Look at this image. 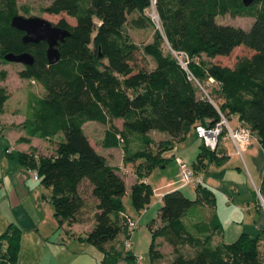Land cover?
Listing matches in <instances>:
<instances>
[{
  "label": "trees",
  "instance_id": "obj_1",
  "mask_svg": "<svg viewBox=\"0 0 264 264\" xmlns=\"http://www.w3.org/2000/svg\"><path fill=\"white\" fill-rule=\"evenodd\" d=\"M150 4L53 0L45 12L64 13L75 21L61 18L54 23L69 35L59 42L60 57L51 64L44 41L24 43V32L11 26L12 17L21 15L17 1L0 0V59L7 53H30L33 64L18 76L37 82L44 91L43 96L28 95L24 139L62 135L52 155L34 158L18 152V160L50 189L48 200L59 226L93 221L85 240L103 254L101 264L136 263L137 256L123 240L112 244L118 235H126L122 213L133 216L123 204L126 187L120 169L95 149L87 125H100L101 147L120 148L123 163L133 164L136 180L129 195L137 215L151 202L147 175L167 163L163 153L196 125L212 128L221 117L230 125L235 120V126L248 127L264 149V0L247 7L241 0H156L161 35L172 52L188 57L187 70L175 56L164 54L159 43L139 47L130 40L127 24L135 29L154 25L145 14ZM23 9L26 16L28 10ZM227 13L251 16L253 21L248 29L219 22ZM241 45L253 54L237 58L232 66L206 65L202 59L228 56ZM147 56L154 67L146 65ZM8 97L0 86V114ZM152 131L166 137L155 139ZM222 159L218 144L212 150L201 143L190 166L200 173L206 168L204 160L218 164ZM258 190L264 202V171ZM195 191L194 199L180 189L163 194L156 217L147 223L149 264H264L261 235L242 233L231 243L214 244L222 233L215 194L202 184ZM21 233L10 223L0 234V264H17Z\"/></svg>",
  "mask_w": 264,
  "mask_h": 264
},
{
  "label": "rangeland",
  "instance_id": "obj_2",
  "mask_svg": "<svg viewBox=\"0 0 264 264\" xmlns=\"http://www.w3.org/2000/svg\"><path fill=\"white\" fill-rule=\"evenodd\" d=\"M16 1H17V6L19 8V14L21 15H25L23 8H27L28 14H26V16L41 17L52 23H56L61 18H65L71 24H73L75 21L73 18L67 16L64 13L54 15L45 12L44 8L48 6L53 0H16ZM257 7L258 5L256 4L253 8H257ZM152 10H153V6L151 4L148 6V8L145 9V14L150 19L152 15ZM151 21L153 22L154 25L149 26L145 29H135L127 24L125 29L127 31L130 40L133 43L137 44L139 47H143L145 45H152V44L156 45L157 43H159V47L162 50V52L164 54H170L173 58L174 54L171 51L166 39L161 35L160 27L158 26V24L155 23L156 21L155 22L153 20ZM218 21L223 24H231L234 26H239L243 29H248L253 21V18L251 16L230 15L227 13L223 16H219ZM156 33H160L159 34L160 38L157 37ZM252 54H253L252 50L241 45L236 47L232 51V53L228 56H217L215 58L209 59L206 56L202 55V59L206 65L210 63H217L220 65L232 66L237 58L242 56H251ZM146 65L149 68H152L155 65V61L150 56H147ZM23 67L24 65L20 63L9 62V61H5L4 59L3 60L0 59V86H4L6 92L9 94L8 100L4 105V111L2 114H0V133L8 134L10 141H12V143L14 144H16L17 142L19 144L27 145L23 151H20L22 153L31 154L34 156V158H37L38 155H52L54 153L57 143L62 139V135L59 134L55 136L54 140H42L37 138L34 140L29 139L28 141H26V139H24L25 133L22 124L24 122L26 115V100L28 98V95L32 92L37 96H43L44 91L37 82H31L30 80H24L19 78L18 71L23 69ZM231 125H233V123ZM85 129L86 132L91 137L94 138L95 145L97 146L96 140L99 139L98 134L99 135L102 134V128L100 127V125L95 123L89 124L86 126ZM153 137L155 139L159 138L157 134H154ZM0 142L3 146L5 144L7 145L6 139L0 140ZM201 142L202 141L197 136L195 129L192 128L184 139L175 141L173 143L172 148L165 151L164 156L170 158V160L164 164L165 167L155 168L149 173V175H147L146 179L148 181V184L153 189L151 202L148 205L150 206L149 213H153L154 215L157 213L155 212L157 209H155L153 202L156 201L157 199L155 194L158 193V190H154V189L161 186L164 183L165 179H170V180L178 179V177H176L178 165L176 167L177 163L175 164L176 162L175 158H179L180 156V158H182L185 162L191 165V163H193L196 160V156L199 151ZM226 146H228L227 149L229 153V159L227 157L226 160L218 164H215L214 162L211 164L207 160H204V162L206 163V168H204L202 171L204 178L207 179L215 177L218 174L217 176L219 177L218 178L216 177L217 180L215 182L217 183L218 187H220V189L222 190H216L217 194H219L217 199L219 198L223 200V202H225L224 199L226 196L231 198L232 196H234L233 193L236 192L234 190V186L232 187L229 181L232 178L234 179L240 178L241 172L238 170V167L241 168L242 172H246V170L244 169L243 162L240 156L238 155L237 151L235 150V148L231 144H226ZM18 149L19 148H16L14 157H6L5 155L2 156L6 160H4L2 163V167L4 170L2 175L0 176V195L9 193L16 184L18 185L17 183L18 173L14 174L15 173L14 164L17 167L19 166L21 168L20 170L25 178H27L31 182L33 181V176H34L33 172L26 170L18 160L17 157ZM117 153L118 152L116 151V154ZM244 158L247 161V157L244 156ZM10 161H13V163H11ZM125 166L127 171H129V173L133 172L134 166L132 163H127L125 164ZM221 175L223 177H220ZM31 182H29L31 189L28 191H24L22 195H21V191L17 190V196L20 201V208L23 211H32V212H36L37 215L40 214L41 217L40 224L43 223L45 216L48 215V210H52V215H53L52 220L55 222L56 226H58V222L54 217L53 206L48 200L50 196V189L43 186L40 183V181L37 182L35 181L34 185L31 184ZM251 188L252 190H254L256 197L259 198L258 194L256 193L252 185ZM209 189L213 191V193L216 195L215 190H213L210 187ZM184 191L186 190L184 189ZM184 193L186 195V192ZM37 201L42 202L43 206H45L46 203L49 202L50 203L48 205L49 209H46V207L43 206H40L39 208V206L37 205ZM123 204L125 208L130 212V214H132L133 218L136 219L137 213L134 210L133 206L131 205L129 194L128 196L126 195L123 196ZM45 224L46 223L44 222V225ZM141 224L142 223H139L137 229H135L131 235L130 249L131 251H133V253L136 256L140 258L142 257V261H141L142 264H149L150 233L148 232L146 227H144L145 225L142 226ZM40 229L41 231H44L45 228L40 227ZM123 238L124 235L120 234L117 240ZM88 244L93 248L91 249L92 251L100 252V250L97 247L87 242V243L77 244L78 254L83 248H90L87 247ZM167 247L168 246L164 244L163 250L166 253H168V251L170 250L169 247L168 249ZM69 252L70 253H67V256H71L72 259L79 256V255H75V256L69 255L72 254L71 250ZM119 264H124V262H119Z\"/></svg>",
  "mask_w": 264,
  "mask_h": 264
},
{
  "label": "crops",
  "instance_id": "obj_3",
  "mask_svg": "<svg viewBox=\"0 0 264 264\" xmlns=\"http://www.w3.org/2000/svg\"><path fill=\"white\" fill-rule=\"evenodd\" d=\"M232 123L233 125L231 126L234 127L236 125L235 120L232 121ZM102 134H98L99 139H97L96 142L97 146L99 147H97L95 145L94 138L87 133L90 142L95 147V149L98 152H101L99 153L106 158L107 162L110 165L116 166L120 169L125 180V195L128 196L130 186L136 180L135 173L134 171L132 173H129V171H127L125 163H123L122 161L123 151L120 148L101 147L100 141ZM154 134H157L160 139L166 137L165 134H160L159 132L152 131L151 135L153 136ZM4 139L7 140V145L5 144L3 146L0 142V176L2 175L4 170L2 167V163L4 160H6L2 156L5 155L6 157H14L16 148H19L18 152H20L23 151L27 146L25 144H19L17 142L16 144H14L12 143V141H10L8 134L0 133V140ZM31 139L34 140L37 138ZM226 144H231L236 150V147L233 142L229 138L222 136L218 142V156L223 158L221 162L226 160L227 157L229 159V153L227 149L228 146H226ZM116 151L118 152L117 154ZM238 155L240 156L243 162L244 169L246 170V172H242L241 168L238 167V170L241 172L240 178H232L229 181L230 185L232 187L234 186V190L236 192L233 193L234 196H232L231 198L226 196V200L224 199L225 202H223V200L219 198L217 199L219 194H217L216 190H222L220 189V187H218L217 183L215 182L219 177L217 176L218 174L210 179L204 178L203 176L202 185L207 188L210 187L216 192L214 210L222 226L221 235L215 237L213 241L214 244L231 243L232 241L236 240L240 234L245 233L251 237L261 235L260 242L264 245V202H262L260 198L256 197L254 190H252L251 188L252 185L254 189H258V186H260L261 184V179L264 171V149L258 142L257 138L252 135L250 145L246 147L241 152V154ZM244 156L247 157V161L245 160ZM164 157L168 158L167 156ZM169 160L170 158L168 159V161ZM10 162L13 163V161ZM163 167L165 166L159 168ZM14 168V174L18 173V185L16 184L9 193L0 195V234L6 230L7 226L10 223L16 224L21 229L22 233L20 238V251L17 264H101L103 254L99 251H92L91 249L93 248L89 244L87 247L90 248H83L79 254L77 251L78 243H87V241L85 240L86 235L88 231L92 228L93 221L89 220L83 223L78 222L72 224L71 226L67 224H64L63 226H56L55 222L52 220V210H48V215L45 216L43 223L40 224V214L37 215L36 212L32 211H23L20 208V201L17 196V190L21 191V195L24 191L30 190L31 188L29 182L31 181L24 177L19 166L17 167L14 164ZM200 174L203 175V172H200ZM176 177H178V169ZM220 177L223 176L221 175ZM35 181L37 182L39 180L33 176V181L31 182V184L34 185ZM174 189H180L183 193L186 192V196H188V198L190 196H193L190 197V199H194L196 197V191L194 186H180L178 179H165L164 183L161 186L154 189L158 190V193L155 194L157 199L153 202L155 209H157L155 212H157L161 206L163 194ZM184 189L186 191H184ZM49 204L50 203L47 202L46 205L43 206L42 202L37 201V205L39 206V208L40 206H43L46 207V209H49ZM147 208L140 215H137L136 221L137 227L139 223H142L141 225H145L144 227H146L149 232L147 223L151 219L155 218L157 213L155 215L153 213H149L150 206H148ZM125 211L130 214V212L126 208ZM207 213L208 211L206 209L205 214ZM130 215L132 216V214ZM44 222L46 223L45 225ZM40 227H44V231H41ZM117 238L116 241H114L112 244L117 243V241L119 240H117ZM70 250L72 254L69 255L79 256L74 259H72L71 256H67V253H70Z\"/></svg>",
  "mask_w": 264,
  "mask_h": 264
},
{
  "label": "built area",
  "instance_id": "obj_4",
  "mask_svg": "<svg viewBox=\"0 0 264 264\" xmlns=\"http://www.w3.org/2000/svg\"><path fill=\"white\" fill-rule=\"evenodd\" d=\"M151 5L153 6L151 20H153L159 26V17L155 10V3L156 0H150ZM174 56L178 60L179 64L187 70V63L189 61L188 57L183 53L173 52ZM212 81V79H210ZM195 132L197 136L201 139L202 143L210 148L215 149L220 136H224L229 138L236 147L237 153L241 154V152L250 145L252 140V133L248 127L239 123L237 126H231L228 121L221 117V120L212 128H206L202 125L195 126ZM225 129V132H223ZM175 161L178 165V182L180 186L184 185H192L197 186L202 184L203 175L200 173H195L191 166L185 162L182 158H175ZM34 177L37 178L36 174L34 173ZM256 193L258 194L260 200L263 202L262 197L259 193V190L256 189ZM263 204V203H262ZM122 216L126 222V235L124 236L123 243L126 249H130L131 247V235L133 231L137 227V221L126 213H122ZM142 257L136 258L135 264H142Z\"/></svg>",
  "mask_w": 264,
  "mask_h": 264
},
{
  "label": "water",
  "instance_id": "obj_5",
  "mask_svg": "<svg viewBox=\"0 0 264 264\" xmlns=\"http://www.w3.org/2000/svg\"><path fill=\"white\" fill-rule=\"evenodd\" d=\"M244 6H249L254 0H241ZM11 26L24 32V43H38L44 41L47 44V58L49 63H55L59 57L56 48L69 35L68 30L58 27L56 24L37 16L15 15L11 19ZM4 59L9 62L20 63L24 66L33 64V57L28 52L20 54L7 53Z\"/></svg>",
  "mask_w": 264,
  "mask_h": 264
}]
</instances>
